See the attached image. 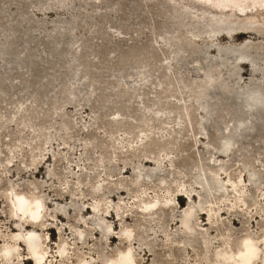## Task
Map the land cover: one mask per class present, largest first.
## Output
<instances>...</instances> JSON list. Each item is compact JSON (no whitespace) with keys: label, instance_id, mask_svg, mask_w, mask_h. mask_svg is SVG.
Wrapping results in <instances>:
<instances>
[{"label":"rangeland","instance_id":"obj_1","mask_svg":"<svg viewBox=\"0 0 264 264\" xmlns=\"http://www.w3.org/2000/svg\"><path fill=\"white\" fill-rule=\"evenodd\" d=\"M173 5L187 16L172 15ZM253 27L261 35L239 32ZM177 34L197 51L188 55ZM249 40L256 66H232L237 56L223 49ZM192 83L209 104L189 97ZM254 86L264 89V8L0 0V247L23 226L11 220V198L22 193L42 203L36 233L46 264H59L60 243L66 264L79 256L102 264L127 248L138 263L144 248L154 251L148 264H214L245 236L263 257L264 115L227 114L236 91ZM224 92L231 99H218ZM207 105L218 115L205 118ZM150 200L167 206L144 215ZM126 233L130 246L120 241ZM17 245L19 259L28 257Z\"/></svg>","mask_w":264,"mask_h":264},{"label":"bare ground","instance_id":"obj_2","mask_svg":"<svg viewBox=\"0 0 264 264\" xmlns=\"http://www.w3.org/2000/svg\"><path fill=\"white\" fill-rule=\"evenodd\" d=\"M200 1L207 2L218 9L224 10L226 8H235L241 14H244L245 12H247V10H251V9L254 10L256 7L264 8V0H200ZM172 9H173L172 15H175L177 18L187 16V12L185 10H182L178 6L173 5ZM239 32L261 35L259 30L255 29L254 27L251 29H241ZM222 35H225V34H222ZM176 37L180 39L179 40V43L181 44L180 47H182V49H184L188 55L194 54L197 51L196 48L194 47L192 48L190 47V45L187 46V44H184L179 34H177ZM183 46H186V47H183ZM243 48L247 50L248 47L244 46ZM235 50H239V49H223L222 52L233 55L234 53L232 51H235ZM239 58L240 57L237 56L236 59H239ZM256 63L257 61L253 62V65L256 66ZM87 67H88L87 65L85 64L83 65L84 70H86ZM209 69L214 70L215 66H208L205 70L207 71ZM92 81L95 83L101 82L96 77H93ZM90 83L92 82L90 81ZM182 84L186 86L189 83L188 81H186V79H183ZM192 85H191L192 88L191 87L189 88L190 89L189 97H192L194 99H201L204 105L205 103L209 104L208 102L209 97L206 93H204V88L201 87L202 85L198 83H194V84L192 83ZM226 93L227 92H224V94L222 93L221 95H219L218 99L222 101L229 99L230 96ZM261 95L264 96V89L263 88L261 89L257 86H254L252 88L248 87V88H244L242 90L236 91V94L234 95V97H232V99H234L235 104L237 103V106L236 108H233L232 111L228 110L227 114H229V117L231 118L232 117L235 118L236 116L240 117L244 115L263 117L264 98L260 97ZM238 103H240V106H238ZM174 110H176V108ZM203 112H204L205 118L207 115H208V118H211L214 115H218V112L216 110L214 111V106L212 105H210V107L209 105H207L206 107L203 106ZM228 136L231 137V133H229ZM227 149L228 148L223 149L224 150L223 152H226ZM32 160L34 161L35 157H33ZM151 160L155 161L154 159H151ZM187 197L190 198V195H188ZM200 202H201V199H200ZM11 203H12L11 220L15 221L19 218H24V222L22 223L23 226L18 229V232L13 234V236L11 237L10 240L12 242H10V244H6L0 247V264H13L14 262L13 256H16V258L18 259V264H41L42 262L46 264L47 259L49 258V255L47 254L46 249L43 247L44 243L39 241L37 237V233H36V231L38 230V226L40 227L39 219H40L41 208H42V203L40 199L37 197L29 198L23 195L22 193H15L14 196L11 198ZM166 206L167 205L158 207L157 200L144 201L143 205L140 206V212L143 213L144 215H151L152 213H155L157 210L163 209ZM202 215H205V213L204 212L198 213L199 217H201ZM111 216L112 214H110V217ZM191 216L192 215L190 214L189 210L185 211L181 216V223L184 226L188 227L189 219L191 218ZM122 218L123 216L120 217V220ZM126 219H130V217L127 216ZM237 222L238 221L236 219L234 218L232 219L233 224ZM211 223L213 222L211 221ZM114 238L115 236L109 237V239H112V240ZM132 240L133 239L130 238V234L128 233H126L124 238H120V241L126 244L127 246H130L131 244H133ZM17 244L24 245L28 248V254H29L28 257L19 259L21 254L19 253V251H17V247H18ZM263 244H264V239H263ZM166 246L167 248L173 247L169 242L166 243ZM259 250L260 248H259L258 241L252 238L251 236H245L242 238V240L238 244L236 250L223 248L217 251L216 252L217 259L215 260L214 264H255L258 258H260L259 264H264V254H263V257H260V256L258 257ZM58 252L59 254L54 257H59V264H66L65 261L69 257H68L67 248L64 246L63 243H60L58 245ZM139 253L144 257L139 263L135 261L133 254L131 252V249L127 248L126 250L118 251V253L114 257H111L110 259L103 262L102 264H148L149 261L151 260V259L149 260V257H153L154 255V251L150 249H144V248L139 249ZM75 264H93V263L87 262L83 257L79 256ZM164 264H174V262L172 260H164Z\"/></svg>","mask_w":264,"mask_h":264},{"label":"water","instance_id":"obj_3","mask_svg":"<svg viewBox=\"0 0 264 264\" xmlns=\"http://www.w3.org/2000/svg\"><path fill=\"white\" fill-rule=\"evenodd\" d=\"M254 28H256V27H254ZM257 29V28H256ZM231 34H233V33H231ZM251 44V45H250ZM252 44H255V43H253V41L252 40H249V41H246V43H245V45L244 46H246V47H248V46H254V45H252ZM256 44H258V43H256ZM236 56H238V57H240L239 59H236V57H235V59H233V61H231V62H233L232 63V66H235L236 67V65L238 66V61H241V60H246V59H249V60H251V61H253V62H256L257 60H258V58L261 56L260 54H256V53H252V51H248V50H246L245 48H242V49H239V50H235V51H232ZM233 54V55H234ZM231 57V56H230ZM224 59L225 58V56H223V54L221 55V59ZM254 108V107H253ZM249 122V121H248ZM246 125V122H243V123H241L240 125H239V127H242V126H245ZM235 143H237V142H232V144H235Z\"/></svg>","mask_w":264,"mask_h":264}]
</instances>
